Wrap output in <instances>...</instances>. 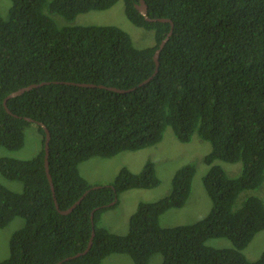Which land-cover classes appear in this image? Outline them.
I'll list each match as a JSON object with an SVG mask.
<instances>
[{
  "label": "trees",
  "instance_id": "16d2710c",
  "mask_svg": "<svg viewBox=\"0 0 264 264\" xmlns=\"http://www.w3.org/2000/svg\"><path fill=\"white\" fill-rule=\"evenodd\" d=\"M118 1L11 0L8 18L0 14V147L22 148L30 123L42 133L35 157H0L2 175L23 185L15 191L0 182V227L25 219L0 264H102L115 253L135 264H149L158 253L160 264H264V251L253 261L243 252L264 230V200L247 194L236 205L240 193L264 181V0H145L149 17L170 18L174 27L157 74L142 85L156 70L154 55L172 22L147 20L136 7L139 0H124L127 18L154 32L155 43L138 48L118 26H59L55 16L70 22ZM43 82L8 98L6 108L11 92ZM41 123L50 132L55 195ZM169 126L181 142L197 131L211 143L203 177L210 211L191 224L160 222L192 193L196 168L188 163L176 170L168 195L138 203L128 233L111 231L102 217L121 192L160 184L154 163L139 172L122 167L113 183L97 188L80 173V164L153 146ZM217 160L240 162L239 176H230ZM84 194L71 212H62ZM93 231L89 251L67 259L88 247ZM216 237L230 239L233 247L207 245Z\"/></svg>",
  "mask_w": 264,
  "mask_h": 264
},
{
  "label": "rangeland",
  "instance_id": "374dc122",
  "mask_svg": "<svg viewBox=\"0 0 264 264\" xmlns=\"http://www.w3.org/2000/svg\"><path fill=\"white\" fill-rule=\"evenodd\" d=\"M11 0H0V14L7 19L10 13ZM59 20V26L65 25H115L127 31L138 48L151 46L155 43L154 32L134 25L126 16L124 0H119L111 8L105 10H91L81 13L72 21L66 20L59 14H55ZM42 133L39 126L30 123L25 128V143L19 150H9L0 147V157L10 156L19 159H31L38 155L42 149ZM211 151V143L200 137L198 132L192 134L189 142H181L174 134L173 128L168 127L162 141L153 146L124 150L112 157L94 156L83 161L79 168L80 173L92 185H107L115 181L122 167H127L132 172H139L148 162H153L155 171L160 179L156 187L133 188L119 194V200L115 207L108 209L102 217V222L111 231L117 234H126L129 231V219L140 202L156 201L168 195L172 189V178L177 169L185 164L192 163L196 168L193 180L192 193L186 204L181 208H171L161 217L163 226H177L191 224L205 217L211 208V199L203 184V177L209 170L205 162V156ZM230 176H239L241 163H229L217 160ZM0 182L8 188L21 191L22 183L7 179L0 172ZM247 194H253L264 200V181L256 189L240 193L236 205H240ZM25 223L23 217H16L5 227H0V262L10 254V240L13 233ZM207 245L217 248H232L233 243L224 237L209 238ZM264 251V230L259 231L249 245L243 249L245 256L253 261L260 257ZM162 254L151 257L149 264H160ZM102 264H135L127 254H112L104 259Z\"/></svg>",
  "mask_w": 264,
  "mask_h": 264
},
{
  "label": "water",
  "instance_id": "95a60500",
  "mask_svg": "<svg viewBox=\"0 0 264 264\" xmlns=\"http://www.w3.org/2000/svg\"><path fill=\"white\" fill-rule=\"evenodd\" d=\"M136 7L140 11V13H142L146 17L147 20H150V21L159 20V21H166V22L167 21H170V22H172V20L170 18H159V19H157V18H151V17H149L148 16V6H147V3H146L145 0H139V3L136 5ZM173 27H174V24L172 22V26H171L170 32L168 33V35L166 36V38L162 41V43L160 45V48L156 51V53L154 55V59L156 61V70H155L154 74L151 77H149L147 80H145L144 82H142L141 85L147 83L150 79H152L157 74V72L159 70V65H160V61H159L160 52H161L162 48L164 47L166 41L170 37V35L172 33V30H173ZM44 83L45 82L40 83V84H36V83L30 84L28 86L21 87L20 89L11 92L6 97V99L4 101V104H5L6 108L8 109V107H7V100H8V98L14 97V96H17V95H21L24 91H26L28 89H31L33 87L42 85ZM77 84H79V85H86V86H95V84H93V83H77ZM100 87H104V85H100ZM106 87L108 89H112V90H115V91H122V92L127 91V89H119V88H116V87H113V86H106ZM41 125L43 126V128L45 129V132H46V140H45V144H44V150H45L44 162H45V166H46L47 176H48L49 182L51 184V188L53 190V193L55 195L53 179H52V175L50 173V168H49V141H50V132H49L48 128L44 124L41 123ZM97 187H99V186H96L94 188H97ZM84 196H85V194L81 198H79L70 208H68L66 210H62V212L63 213H69V212H71L74 209V207L76 205H78L82 201V199H83ZM117 200L118 199L116 198L111 204L112 205L115 204L117 202ZM55 202H56L57 208H59L56 200H55ZM93 214H94V212L92 213V216H93ZM94 235H95V232L93 231L92 236L90 238V242L88 244V247L83 252H79V253H77V254H75L73 256L68 257L67 259L75 258V257L81 256L82 254H86L89 251V249L91 248L92 244H93L92 240H93ZM58 264H61V262H59Z\"/></svg>",
  "mask_w": 264,
  "mask_h": 264
},
{
  "label": "clouds",
  "instance_id": "9594fccd",
  "mask_svg": "<svg viewBox=\"0 0 264 264\" xmlns=\"http://www.w3.org/2000/svg\"><path fill=\"white\" fill-rule=\"evenodd\" d=\"M142 28V27H141ZM147 30V29H146ZM149 31H152V30H149ZM147 47V46H146ZM116 204V203H115ZM59 209V208H58Z\"/></svg>",
  "mask_w": 264,
  "mask_h": 264
}]
</instances>
